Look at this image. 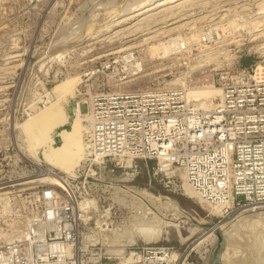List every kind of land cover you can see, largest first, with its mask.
<instances>
[{"label":"rangeland","instance_id":"1","mask_svg":"<svg viewBox=\"0 0 264 264\" xmlns=\"http://www.w3.org/2000/svg\"><path fill=\"white\" fill-rule=\"evenodd\" d=\"M155 1L0 0V192L8 191L0 196V246L20 239L28 221L52 205L44 191H61L51 182L9 187L35 178L42 167L64 176L74 199H91L85 209L88 228L103 252L159 244L174 249L177 264H205L219 240L217 232L206 235L225 225L218 231L227 264H264V208L217 214V206L198 193L187 194L185 177L160 170L158 159L131 165L112 160L99 169L75 157L85 115L100 95L179 88L191 108L208 112L227 73L264 68V0H178L142 15L132 12ZM210 86L214 94L208 93ZM46 174L42 181L55 178ZM148 193L173 205L151 203L152 208ZM134 218L138 223L161 218L177 226L158 240L130 242L138 224ZM106 223L115 233L105 232Z\"/></svg>","mask_w":264,"mask_h":264},{"label":"built area","instance_id":"2","mask_svg":"<svg viewBox=\"0 0 264 264\" xmlns=\"http://www.w3.org/2000/svg\"><path fill=\"white\" fill-rule=\"evenodd\" d=\"M228 74L222 103L208 112L187 106L179 88L96 97L85 115L90 163L106 169L112 160L158 159L160 170L185 177L221 215L264 208V72ZM43 194L52 205L28 221L20 239L0 246V264H177L167 245L103 252L88 218L68 203L85 198L63 188Z\"/></svg>","mask_w":264,"mask_h":264},{"label":"bare ground","instance_id":"3","mask_svg":"<svg viewBox=\"0 0 264 264\" xmlns=\"http://www.w3.org/2000/svg\"><path fill=\"white\" fill-rule=\"evenodd\" d=\"M175 1H178V0H156L155 2H148V3H145V4H143L142 6L141 5H133L134 6V8H135V6H137L135 9L134 8H132V9H134V10H132V12H135L134 14L135 15H142V14H145V13H149V11H151V10H154V9H156V8H159V7H161V6H164V5H166L167 3H173V2H175ZM180 1V0H179ZM184 1V0H183ZM142 3H144V2H142ZM131 7H132V5H131ZM130 7V8H131ZM128 8H129V6H128ZM130 8L128 9V10H130ZM127 9V8H126ZM163 9V8H162ZM127 10V11H128ZM122 11V10H121ZM126 12V11H125ZM130 12V11H129ZM127 13V12H126ZM130 14V13H129ZM132 15V14H131ZM120 16V15H119ZM154 16V15H153ZM108 18V17H107ZM120 22V21H119ZM120 24V23H119ZM170 24V23H169ZM131 26V25H130ZM110 31V30H109ZM153 31V30H152ZM196 36V35H195ZM146 38V37H145ZM179 40V39H178ZM179 44V43H178ZM158 54V53H157ZM168 54V53H167ZM164 56V55H163ZM257 71H259V72H262L263 71V67L262 66H258V65H256L255 67H254ZM138 69H139V67H138ZM184 85V84H183ZM215 90V88L213 87V86H210V87H208L207 88V91H208V93H212V94H214L213 93V91ZM188 93V92H187ZM222 89L221 88H219L218 87V91H217V102H216V104L214 105V106H212L211 108H209V109H211V110H213V109H216L217 107H219V105L222 103ZM188 95V94H187ZM184 98H185V100H186V104H187V106H193V105H190L189 103H188V101H187V98H186V94L184 95ZM218 99H219V102H218ZM194 108L196 109L197 108V106H195L194 105ZM81 109V108H80ZM208 109V110H209ZM210 111V110H209ZM84 130H85V128L83 129L82 128V131H83V133H82V139H83V142H82V146L81 147H79V148H77L76 149V151H75V157L76 158H78L79 160L78 161H80V160H89L88 159V155H89V152H88V145H87V142L85 141V139H84ZM50 155V154H49ZM77 156H79V157H77ZM26 158V157H25ZM28 160V159H27ZM125 162L127 163V165H131V160H125ZM38 168V173L35 175L36 177L35 178H33V179H30V180H26V181H22V182H19V183H12V184H10L9 185V187H14V186H18V185H23V184H28V183H39V182H51V183H53V184H55V185H57L59 188H63V189H68L69 190V187H68V181H67V179L64 177V176H60V175H58L57 173H55L54 171H43L42 170V167H41V169L39 168V167H37ZM46 168V167H45ZM52 174V175H55V178L54 179H47V180H44V181H42L41 179H43V178H41V176L43 175V174ZM46 174V175H47ZM75 175V174H74ZM17 180V179H16ZM12 181H15V180H12ZM32 181V182H31ZM185 185L187 186V187H189V188H187L186 187V190L188 191L187 192V194H190V192L191 193H197L192 187H191V185L188 183V181L187 180H185ZM8 186V185H7ZM7 186H5V187H7ZM0 189H3V187H0ZM122 190H123V188H122ZM193 192H192V191ZM5 193H8V191H5V192H0V196L1 195H3V194H5ZM139 194H142V193H139ZM6 195V194H5ZM143 195V194H142ZM146 195V194H145ZM144 195V196H145ZM148 195H149V199L147 200V203L148 204H150L151 206H152V208H154L153 207V205L152 204H157L158 202H162V204L164 203V204H171V206L173 205V202H171V200L169 199V198H163V197H157V196H154L153 194H149L148 193ZM198 195V194H197ZM147 196V195H146ZM145 196V198L147 199V197ZM199 197H200V199L202 200V201H204L202 198H201V196L199 195ZM4 198V200H5V197H3ZM116 198V197H115ZM139 198V197H138ZM118 199V198H117ZM89 201H91V199L90 200H86V201H84V202H80L79 203V207H81V208H84V209H86L87 208V205H88V202ZM93 201V200H92ZM139 203V202H138ZM144 203V202H143ZM152 203V204H151ZM160 204V203H159ZM175 204V203H174ZM145 205V204H144ZM176 205V204H175ZM150 206V207H151ZM165 205H163V206H159V207H164ZM170 206V207H171ZM140 207V206H139ZM145 207V206H144ZM149 207V206H148ZM149 207V208H150ZM156 207V206H155ZM158 207V208H159ZM166 207V206H165ZM157 208V207H156ZM167 208H168V206H167ZM166 208V209H167ZM173 208H176V207H172L171 209H173ZM139 209V208H138ZM141 209V211H142V208H140ZM176 209H178V208H176ZM176 209H174V210H176ZM214 209H216V211H217V214H221V210H222V208L221 207H219V206H217V207H215ZM146 210V209H145ZM107 211V210H106ZM139 211V213H140V210H138ZM173 211V210H172ZM145 212V211H144ZM75 213L76 214H78L77 213V208L75 207ZM142 213V212H141ZM140 213V214H141ZM146 213V212H145ZM147 213H148V211H147ZM5 214V213H4ZM137 214H138V212H137ZM151 214V213H150ZM149 214V215H150ZM82 216H85V217H87L86 216V213H83V214H81ZM142 215H144V214H142ZM148 215V214H147ZM148 215V216H149ZM164 215V214H163ZM240 215V214H239ZM141 216V215H140ZM156 216V215H155ZM145 217V216H144ZM154 217V216H153ZM153 217H151V218H153ZM236 217H238V216H236ZM138 218V217H137ZM137 218H134V220L135 219H137ZM140 218V217H139ZM146 218V217H145ZM149 218V217H148ZM147 218V219H148ZM155 218V217H154ZM158 218V217H157ZM142 219V218H141ZM140 220V219H139ZM163 219H161V218H159L158 220L157 219H150L149 221L148 220H144V221H142L141 220V222H137L136 220H135V222H137L138 224H135V226L136 227H134L135 229H134V232L133 233H131V235H129V236H133L131 239H129L128 241H130V242H135L136 240H137V238L139 237V238H141L142 240H145V241H155V240H158V239H160V237L164 234V233H166V231H167V228L168 227H170V226H177V223L175 224V223H171V222H161ZM186 220V219H185ZM239 220V219H238ZM257 222H255L256 224H258V223H261V222H259V220H256ZM134 222V223H135ZM248 222H249V220H248ZM108 223V222H107ZM104 224V226L105 227H103V229H106V228H110V225H111V223H109V224ZM134 223L132 224V225H134ZM263 223V222H262ZM231 224V223H230ZM227 225V224H226ZM234 225V224H233ZM249 225V224H248ZM228 226V225H227ZM230 226H232V225H230ZM261 226V225H260ZM264 226V225H263ZM129 227V226H128ZM131 227V226H130ZM226 226L225 225H220V226H215V227H213L212 228V231L211 232H209L207 235H206V237H210L211 235H213L214 234V232H216V231H218V229L219 230H224V229H226L225 228ZM257 227H259L258 225H257ZM256 227V228H257ZM262 227V226H261ZM234 228V227H233ZM230 229V228H229ZM237 229V228H236ZM12 230V229H11ZM127 230V229H126ZM231 230V229H230ZM262 230V229H261ZM131 231V228L129 229V231H127V232H130ZM1 232V231H0ZM168 232V231H167ZM226 232V231H225ZM231 232V231H230ZM213 233V234H212ZM261 233V232H260ZM128 234V233H127ZM133 234V235H132ZM230 235H231V238H232V233H229ZM3 235V234H2ZM11 235V234H10ZM5 236V235H4ZM86 236H88V235H86ZM102 236V235H101ZM122 236V235H121ZM125 236V235H124ZM229 236V235H228ZM227 236V237H228ZM89 237H90V235H89ZM205 237V238H206ZM230 237V236H229ZM229 237L227 238V240L229 239ZM91 238V237H90ZM106 239V238H105ZM235 239V238H234ZM118 240H119V238H118ZM207 241V240H206ZM257 241H258V238H257ZM94 243V242H93ZM259 243V242H258ZM110 244V243H109ZM108 244V245H109ZM115 244V243H114ZM120 244V243H119ZM231 244V243H230ZM252 244V243H251ZM228 245V244H227ZM89 246H91L90 244H89ZM237 246V245H236ZM250 246V245H249ZM252 247V246H251ZM263 247V246H262ZM240 248V247H239ZM264 249V248H263ZM117 250H120L119 252H117V251H113L112 253H114V254H119V255H121V254H124L125 253V249H124V247L123 248H119L118 247V249ZM227 250V249H226ZM254 251V250H253ZM264 251V250H263ZM236 252V251H235ZM261 252V251H260ZM245 253V252H244ZM253 253V252H252ZM251 253V254H252ZM258 253V252H257ZM243 254V253H242ZM260 254V253H259ZM244 255V254H243ZM251 256V255H250ZM263 256H264V253H263ZM262 256V257H263ZM251 258V257H250ZM256 258H257V256H256ZM259 258V257H258ZM221 260L223 261V263L224 264H227V262H230L228 259H227V256H226V251H223V252H221ZM241 260V259H240ZM239 260V261H240ZM257 260V259H256ZM221 261V262H222ZM232 261V260H231ZM238 261V260H237ZM246 262V261H245ZM252 262V261H251ZM263 262V261H262ZM234 263H235V261H234ZM238 264L240 263V262H237ZM237 263H235V264H237ZM241 263H242V261H241Z\"/></svg>","mask_w":264,"mask_h":264},{"label":"water","instance_id":"4","mask_svg":"<svg viewBox=\"0 0 264 264\" xmlns=\"http://www.w3.org/2000/svg\"><path fill=\"white\" fill-rule=\"evenodd\" d=\"M218 236H219V240L218 242L214 245L213 249L211 250V252L209 253L205 264H221L220 262V254L221 251L223 249V246L225 244L223 237L221 235V233L219 231H216Z\"/></svg>","mask_w":264,"mask_h":264}]
</instances>
